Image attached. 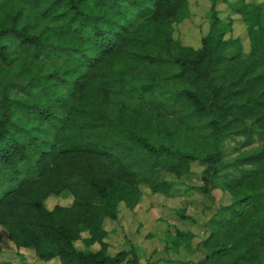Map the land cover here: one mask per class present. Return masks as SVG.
I'll use <instances>...</instances> for the list:
<instances>
[{
    "label": "trees",
    "instance_id": "16d2710c",
    "mask_svg": "<svg viewBox=\"0 0 264 264\" xmlns=\"http://www.w3.org/2000/svg\"><path fill=\"white\" fill-rule=\"evenodd\" d=\"M263 6L230 4L229 17L251 35L247 56L235 59L214 10L200 48L173 37L191 14L188 0H0V229L7 240L42 262L141 264L136 246L108 251L105 239L117 237L103 222L116 220L119 204L136 208L141 187L167 199L210 198L220 189L232 201L212 214L208 236L192 248L195 236L178 221L163 251L184 243L188 254H201L200 264H264V144L229 161L223 151L264 136ZM194 163L201 185L184 187L178 181ZM51 196L71 201L48 210ZM175 215L195 223L184 208ZM160 263L172 262L145 264Z\"/></svg>",
    "mask_w": 264,
    "mask_h": 264
},
{
    "label": "rangeland",
    "instance_id": "374dc122",
    "mask_svg": "<svg viewBox=\"0 0 264 264\" xmlns=\"http://www.w3.org/2000/svg\"><path fill=\"white\" fill-rule=\"evenodd\" d=\"M188 1L191 14L188 18L180 20L176 24L174 38H177L182 45L200 48L201 40L207 34L210 26V14L214 10L218 20L221 22L220 27H223L222 30L226 31L222 39L228 44L229 50L236 52L235 59L245 58L247 56L251 44V35L237 17L236 19L229 17L230 14L232 15L230 13V4H234L236 0H227V2L217 0L213 7L209 0ZM257 2L262 4L264 0H257ZM168 72L169 70L165 69L163 78L168 84H165L164 88L170 87L169 80H166ZM247 124L248 127H252L250 123ZM255 138L256 141L254 144L244 150H237L241 140L238 142L231 140L232 142L223 146L225 160H233L239 155L255 154L259 147L261 148L264 144V136L255 133ZM180 142H178L181 144L180 147H186L188 145L185 143L186 141ZM201 169L197 163L192 164L191 173L188 176L182 177L178 183L188 188L201 185ZM216 182L219 185L222 184L221 179ZM141 192H143V198L136 208L130 211L125 209L122 204H119L120 212L116 220H104L103 227L109 229V232L112 229L113 233L111 232V236L117 237L115 239H109L108 237L105 239V242L109 246V253L116 254L121 250L136 246L141 264L154 261L160 262L167 259H171V264H179L181 261L188 263L190 259L191 264H200L201 254H188L184 243H181L177 248H170L168 251H163L165 240L167 237L169 238V232L173 234V227H176V224L180 226V222L183 229L188 230L195 236L191 242L192 248H195V245L201 239L208 236V230L205 226L212 214L216 211L217 207L230 204L232 195L216 189L212 191L210 198L192 192V197L186 198L180 194L179 196L167 199L164 196L151 194L144 187H141ZM70 201V198L51 196L44 202V205L49 210L57 205L66 206ZM179 208L186 209L187 214L195 217V223L188 224L189 222L180 221L178 215H175V211ZM165 221H168V223H164ZM86 237L87 233L83 231L81 233V239L74 243L78 250L85 249L83 239ZM0 239V246L2 248L0 252V264H58L57 260L42 262L31 250L16 249L7 240L6 234L2 229H0ZM98 248L97 245H94L90 249L96 251Z\"/></svg>",
    "mask_w": 264,
    "mask_h": 264
}]
</instances>
